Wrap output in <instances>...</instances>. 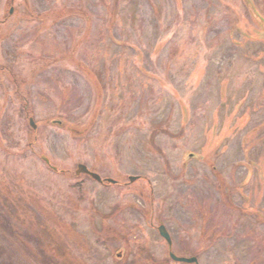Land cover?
I'll list each match as a JSON object with an SVG mask.
<instances>
[{
    "label": "rangeland",
    "instance_id": "1",
    "mask_svg": "<svg viewBox=\"0 0 264 264\" xmlns=\"http://www.w3.org/2000/svg\"><path fill=\"white\" fill-rule=\"evenodd\" d=\"M21 1L0 0L11 264H179L160 222L199 264H264V221L244 206L249 178L253 201L264 194V0H26L44 22ZM78 163L115 183L75 175Z\"/></svg>",
    "mask_w": 264,
    "mask_h": 264
},
{
    "label": "trees",
    "instance_id": "2",
    "mask_svg": "<svg viewBox=\"0 0 264 264\" xmlns=\"http://www.w3.org/2000/svg\"><path fill=\"white\" fill-rule=\"evenodd\" d=\"M14 2H16V0H5V3L7 4V5H11V4H13ZM22 2V6H23V12H25V13H27V15L29 16V17H31L30 19H34V20H38V21H40V22H42L43 21V19L41 18H39V15H38V13H36V11H33V9L32 10H30L29 8H28V6L26 5V0H22L21 1ZM17 6H19L18 4H16ZM6 6V5H5ZM64 8H67V7H64ZM63 8V9H64ZM76 9V8H75ZM69 10V9H68ZM71 11H73L74 9L72 8V9H70ZM62 13H58V16H59V18L60 17H62V15L63 16H65V12L64 11H61ZM75 12H79L78 10H75L74 11V13ZM70 12H68V14H69ZM47 14H49V13H43V15H47ZM72 14H73V12H72ZM7 15H9V14H6V15H4V17H6ZM43 15H41V16H43ZM51 15V14H50ZM44 22V21H43ZM72 54H73V52H72ZM13 65L12 64H8L7 66H6V70H5V68H4V70H3V72L2 73H4V74H8L7 72H9L11 75H12V79L14 78V77H17L18 75H16V73H15V75L13 76ZM98 74V73H97ZM98 76H99V74H98ZM11 83H13L14 84V87H15V92H16V94L18 95V97L19 98H21V101H22V104H24L21 108H19L18 109V111H19V113H21V115L24 117L25 115H26V112H27V110H28V104H26L27 102L25 101V99H24V97L20 94V90H19V86H20V83L19 82H17L16 81V78L15 79H13V81L11 82ZM19 90V91H18ZM25 114V115H24ZM27 116V115H26ZM31 128V127H30ZM31 131L34 133V134H36L37 133V130H32V128H31ZM5 130L2 128L1 130H0V134L2 133V135L3 136H5ZM6 215H9L8 213L7 214H5V215H3V216H5V217H7ZM5 217H4V219H5ZM2 218V217H1ZM182 240V239H181ZM182 242H183V240H182ZM171 247H172V245H171ZM180 247H181V249H180V255H191V256H193V255H195V256H197L198 255V248H196V247H193V248H191V247H189V246H187L184 242H183V244H181L180 245ZM139 249H140V246H139ZM172 249V248H171ZM6 251H7V253L9 254V250L8 249H1L0 250V261L2 260H5L4 261V263L1 261L0 262V264H11V262H10V259H12L13 257H11V255H6ZM60 252V251H59ZM5 255V259H2L3 258V256ZM67 254V252H66V250L65 251H63V252H60V253H57V255L58 256H60V257H62V259L61 260H63L66 256ZM67 256H70V254H68ZM152 259H148V261H151ZM167 262H171V260L169 259V258H167ZM183 264H187V263H183Z\"/></svg>",
    "mask_w": 264,
    "mask_h": 264
},
{
    "label": "water",
    "instance_id": "3",
    "mask_svg": "<svg viewBox=\"0 0 264 264\" xmlns=\"http://www.w3.org/2000/svg\"><path fill=\"white\" fill-rule=\"evenodd\" d=\"M250 10L252 12V16H254L257 19L258 18V14H256L255 11H253V8H250ZM52 121H54V120H52ZM29 124L32 125L33 128L35 129L36 125H34V122H33L32 117L29 118ZM191 156H196V155L193 152H190V151L186 152V154L184 156V160H187ZM42 158L45 160V162L48 165V167H51L55 171L57 170V167L50 165L49 159L47 157L42 156ZM76 166H77V168L75 170V175H80V174H83L84 173V174H87L88 176L92 177L93 179L97 180L99 183H102L105 180L108 183H113L114 184L115 181H116V180L114 181L111 178H104V179H102L96 172L90 171L88 169V167L85 166L83 163L82 164L78 163ZM136 177L135 176H130L129 177V181L130 182L134 181L136 179ZM157 231H158L159 235L166 240L168 246H170V244H171V238L169 237V234L167 232L166 227L162 223H160V225H158ZM168 256H169V258H171V259H173V260H175L177 262H182V263L183 262H186V263H195V264H198L197 263V258L194 257V256L193 257H185V256L180 257V256L175 255L171 251L169 252Z\"/></svg>",
    "mask_w": 264,
    "mask_h": 264
},
{
    "label": "flooded vegetation",
    "instance_id": "4",
    "mask_svg": "<svg viewBox=\"0 0 264 264\" xmlns=\"http://www.w3.org/2000/svg\"><path fill=\"white\" fill-rule=\"evenodd\" d=\"M243 115V114H242ZM257 127L255 126L254 128H253V130H257L256 129ZM259 129L262 131H264V129H262V127L260 126L259 127ZM248 166H251V163H248L247 164ZM262 173V171H260V174ZM261 176V175H260ZM250 180V182H252L254 179H253V177H251V178H249ZM249 181H247L245 184H244V186L246 187V188H248L249 190H250V194L249 195H253V189L251 188V187H247V185L250 183ZM259 181H261V179H259ZM244 186H243V188H244ZM221 187V185L220 184H218L217 186H216V189L215 190H218V192H220L221 194V196L219 197V198H221V199H219L220 200V202H221V204H223L222 206H225V202H224V199H222V196H223V194H227V196H233V194L232 193H230L229 191H227V189L226 188H220ZM258 187V186H257ZM257 187H255V189H257ZM264 192V191H263ZM251 195V197L249 196L248 198H247V196H245V199H244V206L246 205L247 206V209H248V213L252 216V217H255V219H256V221H258V222H263L264 221V199H263V197H264V194L259 198V201H258V203H256V202H254L253 200H254V197ZM250 198V199H249ZM236 206V205H235ZM254 206V207H253ZM236 207H238V206H236ZM258 209H260V210H258ZM234 214L238 217V218H240L239 217V214H238V209H235V211H234ZM264 223V222H263ZM263 238H264V236H262ZM263 251H264V245H263Z\"/></svg>",
    "mask_w": 264,
    "mask_h": 264
}]
</instances>
